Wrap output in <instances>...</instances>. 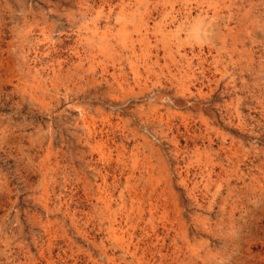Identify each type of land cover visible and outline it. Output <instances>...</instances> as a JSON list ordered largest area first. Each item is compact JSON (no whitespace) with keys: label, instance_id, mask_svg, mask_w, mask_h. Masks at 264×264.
Instances as JSON below:
<instances>
[{"label":"rangeland","instance_id":"obj_1","mask_svg":"<svg viewBox=\"0 0 264 264\" xmlns=\"http://www.w3.org/2000/svg\"><path fill=\"white\" fill-rule=\"evenodd\" d=\"M0 264H264V0H0Z\"/></svg>","mask_w":264,"mask_h":264},{"label":"bare ground","instance_id":"obj_2","mask_svg":"<svg viewBox=\"0 0 264 264\" xmlns=\"http://www.w3.org/2000/svg\"><path fill=\"white\" fill-rule=\"evenodd\" d=\"M105 1V0H104ZM109 3V2H108ZM139 4V3H138ZM153 31V30H152ZM167 32V31H166ZM147 34V33H146ZM151 34V33H150ZM149 35V34H148ZM170 35V34H169ZM159 36V35H158ZM142 40V39H141ZM152 40V39H151ZM142 43V42H141ZM145 43V42H144ZM149 43V42H147ZM143 45V44H142ZM133 46V45H132ZM138 47V46H137ZM134 49V48H133ZM160 49V48H159ZM174 50V49H173ZM163 51V50H162ZM170 51V50H169ZM154 53V52H153ZM180 53V52H179ZM138 54V53H137ZM159 56V55H158ZM174 56V55H173ZM175 61V60H174ZM159 64V63H158Z\"/></svg>","mask_w":264,"mask_h":264}]
</instances>
